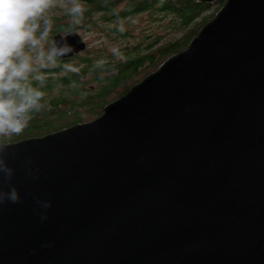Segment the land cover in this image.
Wrapping results in <instances>:
<instances>
[{
  "label": "water",
  "instance_id": "water-1",
  "mask_svg": "<svg viewBox=\"0 0 264 264\" xmlns=\"http://www.w3.org/2000/svg\"><path fill=\"white\" fill-rule=\"evenodd\" d=\"M221 1L99 115L7 142L0 264H264V0Z\"/></svg>",
  "mask_w": 264,
  "mask_h": 264
},
{
  "label": "trees",
  "instance_id": "trees-1",
  "mask_svg": "<svg viewBox=\"0 0 264 264\" xmlns=\"http://www.w3.org/2000/svg\"><path fill=\"white\" fill-rule=\"evenodd\" d=\"M69 3L70 0H52L47 13L51 17L50 36L69 29V17L64 11ZM82 3L86 10L80 23L71 26V30L80 33L84 49L60 58L54 67L40 70L44 77L45 106L33 113L27 127L20 134L8 137L7 142L42 135L97 116L106 103L123 94L163 58L182 49L199 27L213 17L222 1H216L210 10V3L196 0H82ZM142 11H148V15L156 11L173 14L176 20L170 25L172 32L192 25L174 41L159 43L158 36L147 40L143 46L141 40L120 45L123 39L135 34L119 25L124 26L130 15ZM121 28L124 30H119ZM88 31L95 33L94 39L101 40L91 48L90 42L83 38ZM106 40L119 49L118 58L105 50Z\"/></svg>",
  "mask_w": 264,
  "mask_h": 264
},
{
  "label": "clouds",
  "instance_id": "clouds-1",
  "mask_svg": "<svg viewBox=\"0 0 264 264\" xmlns=\"http://www.w3.org/2000/svg\"><path fill=\"white\" fill-rule=\"evenodd\" d=\"M51 6L52 0H0V183H6L13 172L5 161L7 138L20 134L33 113L45 106L40 70L56 66L60 57L73 53V46L65 37L74 33L71 26L80 23L86 10L82 0H70L64 9L70 27L54 39L50 36L51 17L47 15ZM110 51L120 56L115 47ZM24 167L25 174L35 179L36 170L29 161L24 162ZM19 199L14 186L8 185L7 191L0 187V204ZM36 203L39 218L45 220L43 210L49 201L37 199Z\"/></svg>",
  "mask_w": 264,
  "mask_h": 264
},
{
  "label": "rangeland",
  "instance_id": "rangeland-1",
  "mask_svg": "<svg viewBox=\"0 0 264 264\" xmlns=\"http://www.w3.org/2000/svg\"><path fill=\"white\" fill-rule=\"evenodd\" d=\"M216 1H221V0H215L213 2H210L209 10L213 7V5H216L215 4ZM121 7H122V4L119 5L118 8H121ZM149 13H151V12H149ZM163 13L164 12H162V11H156V12L152 13V15H148V11H142V12L135 13L132 16L130 15V19H128L127 24H125L124 26H123V24H122V26L119 25V27L126 28V29L128 28L129 31L131 30L130 33L135 34V35L133 37L130 36L128 38L123 39V41L120 42V45H126V44L129 45V43H131V40H134L135 42L138 40H141V42H142L141 46H143L146 44L147 40L152 39L153 37L157 38L158 36L160 39V40H158L159 43L165 42V41H172V40L174 41L176 39H179V37L183 34V32L192 25V24H190L188 26H183V28L181 30L172 32V30H170V25L176 19L173 17V14L170 15V14H165V13L163 14ZM94 36H95V33H93L92 31H88V32L84 33L83 38L90 42V48L92 46H94L95 44H98L101 41L100 39H94ZM103 45L105 46V50L109 53H111L110 50L113 47H115L117 49V46L115 44H111L107 40H106V42H104ZM117 50H119V49H117ZM114 58H118V56H114ZM165 58H163L158 64H160ZM87 87H89V86L87 85ZM90 88H93V87H90ZM113 99H111V100H113ZM85 121H88V120H85Z\"/></svg>",
  "mask_w": 264,
  "mask_h": 264
}]
</instances>
